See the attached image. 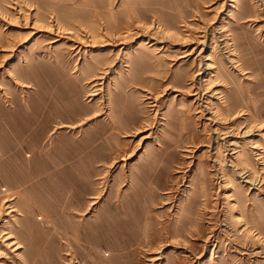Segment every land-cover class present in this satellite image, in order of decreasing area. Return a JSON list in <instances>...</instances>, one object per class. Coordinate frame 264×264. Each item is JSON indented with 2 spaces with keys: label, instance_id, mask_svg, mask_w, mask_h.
<instances>
[{
  "label": "rangeland",
  "instance_id": "obj_1",
  "mask_svg": "<svg viewBox=\"0 0 264 264\" xmlns=\"http://www.w3.org/2000/svg\"><path fill=\"white\" fill-rule=\"evenodd\" d=\"M0 264H264V0H0Z\"/></svg>",
  "mask_w": 264,
  "mask_h": 264
},
{
  "label": "bare ground",
  "instance_id": "obj_2",
  "mask_svg": "<svg viewBox=\"0 0 264 264\" xmlns=\"http://www.w3.org/2000/svg\"><path fill=\"white\" fill-rule=\"evenodd\" d=\"M53 33V32H52ZM198 44H201V43H198ZM208 59V58H207ZM200 69H202V68H200ZM197 96V95H196ZM224 134H226V133H224ZM224 144V143H223ZM254 148V147H253ZM28 177H30V175L28 174V173H24L23 175H21L19 178H18V182L16 181L15 183L13 182V189L15 188V187H19V186H22V184H21V181H25L26 179H28ZM66 183H68V182H66ZM252 184V183H251ZM4 191L6 192V193H8L9 192V189H6L5 187H4ZM29 191V190H28ZM23 192H26V191H23ZM14 194V193H13ZM26 196L28 197V192H27V194L26 193H21L20 194V196H17V197H19V198H21V199H24V197L26 198ZM6 209H8V207H6ZM11 212H13V209L11 210ZM25 213L27 212L26 210L24 211ZM40 220H42V217L41 216H39L38 217Z\"/></svg>",
  "mask_w": 264,
  "mask_h": 264
}]
</instances>
